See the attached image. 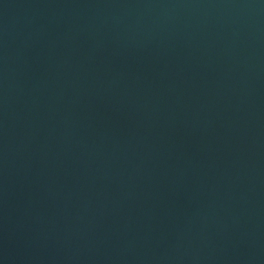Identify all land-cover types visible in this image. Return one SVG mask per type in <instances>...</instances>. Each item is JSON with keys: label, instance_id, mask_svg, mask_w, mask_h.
<instances>
[{"label": "water", "instance_id": "1", "mask_svg": "<svg viewBox=\"0 0 264 264\" xmlns=\"http://www.w3.org/2000/svg\"><path fill=\"white\" fill-rule=\"evenodd\" d=\"M0 264H264V0H0Z\"/></svg>", "mask_w": 264, "mask_h": 264}]
</instances>
